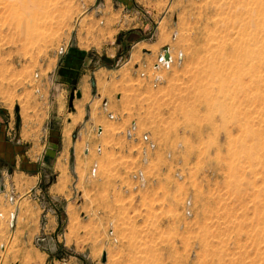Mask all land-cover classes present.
Instances as JSON below:
<instances>
[{"label": "rangeland", "instance_id": "rangeland-1", "mask_svg": "<svg viewBox=\"0 0 264 264\" xmlns=\"http://www.w3.org/2000/svg\"><path fill=\"white\" fill-rule=\"evenodd\" d=\"M8 1L0 264H264V0Z\"/></svg>", "mask_w": 264, "mask_h": 264}, {"label": "built area", "instance_id": "built-area-1", "mask_svg": "<svg viewBox=\"0 0 264 264\" xmlns=\"http://www.w3.org/2000/svg\"><path fill=\"white\" fill-rule=\"evenodd\" d=\"M65 53H67V46H60L58 48V51H57V54L58 55H64ZM168 56V58H166L165 56ZM173 62V57H172V54L170 52V48L169 47H165L162 49L161 53H159V55L157 56V59H156V62L154 64V68L156 70H160L161 68H169L171 63ZM155 80H158V77L155 78ZM104 108L106 110V103H104ZM108 116L111 118V119H114V115L111 114L110 112L107 113ZM133 124V123H131ZM101 127H97V131L101 132ZM135 130H136V124L130 126L127 130H126V135L130 138L133 137L134 133H135ZM142 140L146 143V147L148 149H153L155 147V144L154 142L150 139V137L147 135V134H142L141 136ZM144 151V150H143ZM144 155H145V152H144ZM96 173V167H94L92 169V174L95 175ZM139 176L142 177V174L141 172L139 173ZM10 200H12V198L10 197L9 198ZM187 214L190 215V211L189 209H187Z\"/></svg>", "mask_w": 264, "mask_h": 264}, {"label": "crops", "instance_id": "crops-1", "mask_svg": "<svg viewBox=\"0 0 264 264\" xmlns=\"http://www.w3.org/2000/svg\"><path fill=\"white\" fill-rule=\"evenodd\" d=\"M67 66H69V65H67ZM7 115H10V114H8L7 113ZM11 120H12V117L11 116H6V113H4L3 111H1L0 110V132H1V134H0V139L2 138V136H3V132H4V130L6 129V127H8V129L6 130V134L8 135L10 132V130L12 129V124H13V122H11ZM7 123V125H5ZM23 128H25V126L24 125H22V127H21V130H20V136H21V138L19 139V140H21V141H28L29 143L31 142V143H34L38 138H36L37 137V135H36V137H33V135H31V137H29V140H27L26 138H25V140H24V137H23ZM12 139V138H11ZM1 144V146H0V150L1 149H3V148H6L7 149V147H5V146H3V144L2 143H0ZM45 146V145H44ZM11 150H12V147H11ZM13 151V150H12ZM45 154H47L48 152L45 150V152H44ZM2 155V154H1ZM3 156V155H2ZM2 156H0V157H2ZM45 157V156H44Z\"/></svg>", "mask_w": 264, "mask_h": 264}, {"label": "bare ground", "instance_id": "bare-ground-1", "mask_svg": "<svg viewBox=\"0 0 264 264\" xmlns=\"http://www.w3.org/2000/svg\"><path fill=\"white\" fill-rule=\"evenodd\" d=\"M45 3V2H44ZM7 5H9V8L11 7H18V8H31L32 6H37L41 4V0H12V3H10L8 1V3H6ZM36 34V33H35ZM255 38V37H254ZM217 41V40H216ZM249 42V41H248ZM247 44V43H246ZM211 47V46H210ZM226 51V50H225ZM245 53V52H244ZM246 55V53H245ZM255 55V54H254ZM244 56V55H243ZM253 58V57H252ZM250 59V58H249ZM226 60V59H225ZM248 63V62H247ZM241 64V63H240ZM259 64V63H258ZM224 67V66H223ZM241 67V66H240ZM215 69V68H214ZM214 71V70H213ZM225 72V71H224ZM239 72V71H238ZM237 73V71H236ZM222 74V73H221ZM235 75V74H234ZM219 77V76H218ZM250 79V77H249ZM260 80V79H259ZM233 83V82H232ZM239 83V82H238ZM233 85V84H232ZM258 85V84H257ZM244 88V87H243ZM251 90V89H250ZM259 126V125H258ZM63 173V172H62Z\"/></svg>", "mask_w": 264, "mask_h": 264}, {"label": "water", "instance_id": "water-1", "mask_svg": "<svg viewBox=\"0 0 264 264\" xmlns=\"http://www.w3.org/2000/svg\"><path fill=\"white\" fill-rule=\"evenodd\" d=\"M165 57L168 58L167 55H166ZM76 96H77V97L80 96V92H79V91L76 93ZM70 97H71V99H72L73 96L71 95ZM105 260H106V253H103V255H102V261L104 262Z\"/></svg>", "mask_w": 264, "mask_h": 264}, {"label": "trees", "instance_id": "trees-1", "mask_svg": "<svg viewBox=\"0 0 264 264\" xmlns=\"http://www.w3.org/2000/svg\"><path fill=\"white\" fill-rule=\"evenodd\" d=\"M1 133V132H0Z\"/></svg>", "mask_w": 264, "mask_h": 264}]
</instances>
